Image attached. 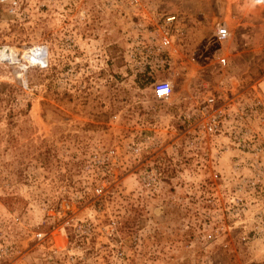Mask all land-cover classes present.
<instances>
[{
    "label": "rangeland",
    "instance_id": "1",
    "mask_svg": "<svg viewBox=\"0 0 264 264\" xmlns=\"http://www.w3.org/2000/svg\"><path fill=\"white\" fill-rule=\"evenodd\" d=\"M141 5L0 0V264H264V2ZM169 14L177 50L144 65Z\"/></svg>",
    "mask_w": 264,
    "mask_h": 264
},
{
    "label": "built area",
    "instance_id": "2",
    "mask_svg": "<svg viewBox=\"0 0 264 264\" xmlns=\"http://www.w3.org/2000/svg\"><path fill=\"white\" fill-rule=\"evenodd\" d=\"M258 3H263L264 0H257ZM130 4L134 8H139L141 5V0H130ZM179 24L180 19L176 14H169L161 16L154 24L150 23V26L153 28L150 30V40L151 47L149 49V54L147 57H151L152 60H145L144 65H156L160 66V64L166 63L173 51L177 50L176 46L179 43V37H178V31H179ZM216 35L218 39H226L229 36V32L226 26H219L216 31ZM43 47V46H42ZM45 49V48H44ZM36 63L42 65L44 62L39 60H34ZM222 64H225V58H221ZM264 83V81L262 82ZM261 83V84H262ZM259 84L262 92H264V86H261ZM153 96L156 99L164 100L169 98V96L172 93V83L168 79H162L158 80L153 89ZM214 96H210L206 98V101L211 106L214 104ZM206 128L208 132L216 133L220 130V121L217 117V115L212 114L209 119L206 121ZM129 151L132 152V156H135L138 158L140 148L136 145H130ZM116 158H119L118 155L115 156ZM109 158L106 157L105 161H108ZM95 195L100 196L104 193V184L99 183L97 184L93 189ZM62 212L64 214H68V217L66 219V224L71 225L73 223H77L78 217L74 214V208L75 204L73 202L65 201L62 202L60 205ZM65 215V216H66ZM45 235V232H38L36 234V237L38 239L43 238ZM7 255V247L0 244V262L3 260Z\"/></svg>",
    "mask_w": 264,
    "mask_h": 264
},
{
    "label": "bare ground",
    "instance_id": "3",
    "mask_svg": "<svg viewBox=\"0 0 264 264\" xmlns=\"http://www.w3.org/2000/svg\"><path fill=\"white\" fill-rule=\"evenodd\" d=\"M40 48V47H39ZM45 50H46V48H45ZM47 51V50H46ZM16 54L15 55H18V52H16V51H14ZM14 52L11 50V52L9 53V54H14ZM30 52H31V55L35 58H37V60H39V61H41V60H43L44 59V56H45V51H44V49L42 48V49H38V47H34L33 49H31L30 50ZM14 56V55H13ZM12 60H15L14 58H12ZM42 62H46V60L45 61H42Z\"/></svg>",
    "mask_w": 264,
    "mask_h": 264
},
{
    "label": "water",
    "instance_id": "4",
    "mask_svg": "<svg viewBox=\"0 0 264 264\" xmlns=\"http://www.w3.org/2000/svg\"><path fill=\"white\" fill-rule=\"evenodd\" d=\"M0 54L2 56L3 60H7L8 59V55H7V51L6 50H0Z\"/></svg>",
    "mask_w": 264,
    "mask_h": 264
},
{
    "label": "crops",
    "instance_id": "5",
    "mask_svg": "<svg viewBox=\"0 0 264 264\" xmlns=\"http://www.w3.org/2000/svg\"><path fill=\"white\" fill-rule=\"evenodd\" d=\"M136 101H137V97H136V95L134 96V102L133 103H136Z\"/></svg>",
    "mask_w": 264,
    "mask_h": 264
}]
</instances>
